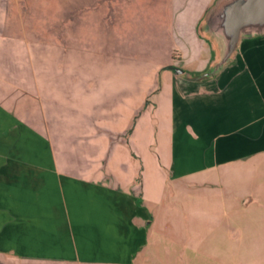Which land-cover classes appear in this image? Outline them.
I'll return each instance as SVG.
<instances>
[{
  "label": "crops",
  "instance_id": "1",
  "mask_svg": "<svg viewBox=\"0 0 264 264\" xmlns=\"http://www.w3.org/2000/svg\"><path fill=\"white\" fill-rule=\"evenodd\" d=\"M205 1L206 8L181 20L180 73L156 61H117L53 43L0 42V170L39 174L56 189L64 187L60 175L71 181L65 185L75 189L78 227L86 218L115 225L112 212L123 209L132 220L145 202L162 200L170 176L223 178L252 165L264 148V32L242 37L215 68L222 46L209 22L225 0ZM8 7L0 0V31ZM201 65L207 69L200 74L188 71ZM69 145L77 147L73 157L51 152ZM11 184L0 191V255L32 257L36 219H26L31 208ZM52 200L61 224L65 208ZM95 207L103 217L93 218ZM98 235L93 242L101 253L105 240ZM67 241L68 251L76 250Z\"/></svg>",
  "mask_w": 264,
  "mask_h": 264
},
{
  "label": "rangeland",
  "instance_id": "2",
  "mask_svg": "<svg viewBox=\"0 0 264 264\" xmlns=\"http://www.w3.org/2000/svg\"><path fill=\"white\" fill-rule=\"evenodd\" d=\"M206 3L8 0L0 42L5 44L10 38L26 43H53L82 54L113 57L117 61H156L181 70L178 60L182 50L176 41L179 29L185 27L181 20L206 8ZM206 69L203 65L189 66L188 71L197 75ZM41 148L36 147L39 151ZM56 148L66 157H73L77 147L52 146L51 152ZM23 150L28 153L26 146ZM17 174L6 175L0 170V191L11 189L12 181L19 197L25 195V200L22 197L20 201H26L31 208L26 219H36L30 237L33 256L4 254L0 255V264H264V148L252 165L243 164L223 178L210 173L179 180L170 176L158 204L145 202L130 221V210L112 212L115 225H108L107 220L91 223L86 218L76 227L72 212L75 189L65 185L71 181L64 176L58 177L65 181L64 187L56 189L39 174L27 170ZM245 193L248 195L240 202ZM5 196L11 198L12 194L6 192ZM53 197L60 199L65 208L66 221L61 224L50 206ZM95 209L91 210L92 215H98L93 218L103 217ZM7 213L10 215L12 210L9 208ZM15 214L18 213L13 217H24V213ZM97 234L105 240L101 253L97 242H93ZM68 239L76 249L73 252L66 247Z\"/></svg>",
  "mask_w": 264,
  "mask_h": 264
},
{
  "label": "water",
  "instance_id": "3",
  "mask_svg": "<svg viewBox=\"0 0 264 264\" xmlns=\"http://www.w3.org/2000/svg\"><path fill=\"white\" fill-rule=\"evenodd\" d=\"M209 28L222 46L218 68L233 55L242 37L264 32V0H225L212 14Z\"/></svg>",
  "mask_w": 264,
  "mask_h": 264
}]
</instances>
